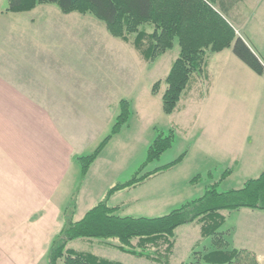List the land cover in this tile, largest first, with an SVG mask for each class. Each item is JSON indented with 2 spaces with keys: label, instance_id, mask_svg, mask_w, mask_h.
I'll use <instances>...</instances> for the list:
<instances>
[{
  "label": "rangeland",
  "instance_id": "374dc122",
  "mask_svg": "<svg viewBox=\"0 0 264 264\" xmlns=\"http://www.w3.org/2000/svg\"><path fill=\"white\" fill-rule=\"evenodd\" d=\"M20 15L25 18L24 28L31 34L41 31L38 39H43L45 48L40 45L42 52L39 53L36 43L31 50L28 48L27 53H15L16 57L28 60L45 56L49 61L56 59L53 58L56 52L58 60L62 50L64 76L77 79L79 87V92L73 93L76 99L64 100V107L67 101L72 105L64 113L61 139L58 141V144L62 143V151L72 153L66 180L55 196L62 202L63 208L67 207V213L72 211L68 208L72 203L70 194L75 193L84 182L81 168L73 157L92 154L109 136L108 143L89 166V172L94 167L92 175L84 182L88 191H92L90 196L93 200H98V195L113 184L124 183L136 173L139 176L152 172L186 154L176 166L157 176V180L155 178L136 189L115 194L114 204L123 205L120 216L160 217L201 197L208 184L216 182L218 192H227L241 188L247 179L259 174L256 170L247 174L248 167L242 160L239 162L246 170L240 167L239 171L234 166V159L237 158L234 156V121L244 124L237 147L246 151L248 143L260 142L264 138V77L254 74L234 56L230 48L208 54L203 75L212 76L213 92L210 101L197 112L198 115L195 114L197 108L194 104H188L180 114L166 115L161 108V95L165 88L163 80L177 56L176 42L172 50L152 62L144 63L132 48L112 37L104 24L89 14H64L56 5L48 4L38 5ZM224 17L234 26V8L226 11ZM28 19L34 22L29 24ZM246 22L249 34L244 38L249 40L250 48L264 63V30L257 28L253 19ZM61 38L62 42H59ZM83 55L90 58L82 59ZM243 69L250 78L243 74ZM158 81L160 87L154 92L153 85ZM122 100L128 102L129 114L126 124L112 134ZM247 129L253 135H247ZM169 130L174 136L171 147L141 170L148 147L160 133L165 136ZM62 157L65 158L63 153ZM257 162L253 160L254 164ZM226 171L229 174H225ZM197 174L200 176L197 180L188 182ZM76 199L75 220L85 210V205H82L84 200ZM226 216L219 231L226 234L224 237L229 246L254 253L258 264H264V212L246 209ZM229 228L232 230L230 233ZM175 233V246L169 264H188L193 261V251L211 249L210 239L201 238L196 225L182 226ZM111 242L117 243L116 240ZM68 248L123 264H158L123 254L95 240L90 243L74 240ZM36 264H48L47 255ZM57 264L63 262L58 261Z\"/></svg>",
  "mask_w": 264,
  "mask_h": 264
},
{
  "label": "trees",
  "instance_id": "16d2710c",
  "mask_svg": "<svg viewBox=\"0 0 264 264\" xmlns=\"http://www.w3.org/2000/svg\"><path fill=\"white\" fill-rule=\"evenodd\" d=\"M48 4L56 5L64 14L91 15L104 24L112 37L132 48L144 63L172 50L176 42L177 56L163 80L165 88L161 95V108L166 115L172 114L181 100L193 96L191 92L202 78L208 54L230 48L254 74L264 76V65L259 57L235 35L224 18L234 0H7L6 12L23 13ZM159 87L160 81L153 85L152 90L156 92ZM119 105L120 113L112 134L126 124L129 114L128 102L122 100ZM163 135L160 133L148 147L141 170L171 147L172 130ZM110 137L105 138L92 154L73 157L81 168V176H85ZM183 156L152 172L139 176L136 173L130 180L116 184L77 221L74 220L75 203L72 199L68 206L72 211H64L63 226L50 244L48 264H57L58 261L63 264H123L68 248L74 240L100 241L123 254L169 264L176 230L190 225L199 227L201 238L210 239L211 249L193 251V261L188 264H258L252 252L230 247L224 232L219 229L225 223L226 215L232 212L243 209L264 212V169L258 177L245 181L237 190L218 192L216 182L208 184L201 197L160 217L120 216V207L108 206V199L114 193L135 188L152 176L169 170ZM199 177L197 175L191 181Z\"/></svg>",
  "mask_w": 264,
  "mask_h": 264
},
{
  "label": "crops",
  "instance_id": "0c3cea01",
  "mask_svg": "<svg viewBox=\"0 0 264 264\" xmlns=\"http://www.w3.org/2000/svg\"><path fill=\"white\" fill-rule=\"evenodd\" d=\"M6 7L7 0H0V264H36L45 258L52 240L64 223L63 214L67 207L63 208L62 202L55 196L66 180L72 153L62 151V143L58 144V141L61 139L64 113L72 105L71 99H76L73 93L79 92V87L77 79L64 76L62 50L58 60L56 52L53 57L56 59L49 61L45 56L28 60L16 57L15 53H27L28 48L31 50L36 43L37 51L41 53L40 45L45 48V42L42 38L38 39L41 31L34 35L24 28L25 18L20 17L21 13L6 12ZM233 8L234 26L228 23L235 35L250 47L249 40L244 38L249 34L246 21L253 19L256 27L264 30V0H234V5L227 11ZM33 22L34 20L28 19L29 24ZM59 42H62V38ZM89 58L82 56V59ZM262 64L264 65L263 62ZM243 74L250 76L244 69ZM212 80V76L202 73L198 86L191 92L193 96L189 94L187 100H181L174 112L180 114L188 104H194L197 108L195 114L198 115L204 108L203 105L210 101ZM64 100H70L65 103V107ZM238 122L239 120L234 121V156L237 157L234 159V166L236 170L240 171V167L246 170L239 162L242 160L246 164L244 166L248 167L247 174L255 173V170L260 174L264 169V138L260 142L248 143L246 151L237 147V139L244 128V124ZM203 132L206 133L204 128ZM248 134L253 135V132L250 133L247 129ZM253 160L258 162L254 164ZM92 168L90 172L88 168L85 176H81L84 182L92 175ZM160 174L162 173L132 189L155 178L157 180ZM190 181L189 179L188 182ZM84 182H81L75 193L70 194L76 209V197L84 200L82 205H85V210L76 221L101 201L106 191L114 186L105 188L103 194L98 195V200L94 199L95 202L90 196L92 191H88ZM117 193L108 199L107 204L110 207H120V212L123 205L114 204L113 201V196ZM232 229L233 232L229 228L228 233L234 234V227Z\"/></svg>",
  "mask_w": 264,
  "mask_h": 264
}]
</instances>
